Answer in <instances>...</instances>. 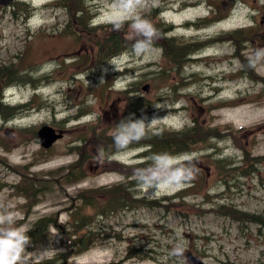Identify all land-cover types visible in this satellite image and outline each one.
<instances>
[{
  "label": "rangeland",
  "instance_id": "rangeland-1",
  "mask_svg": "<svg viewBox=\"0 0 264 264\" xmlns=\"http://www.w3.org/2000/svg\"><path fill=\"white\" fill-rule=\"evenodd\" d=\"M28 1L35 6V10L27 22L12 16L8 7L6 11H0V64L14 62L19 73L25 77V82L4 89L1 99L7 98L8 102L14 104L33 101L36 107L14 122L4 123L0 118V157L11 165L0 163V213L14 212L17 227L26 226L28 229L34 219L61 210L67 204L65 199L60 198L59 191H53L47 194L51 198L29 211L21 208L23 200L17 193L12 195L8 188L2 186L16 183L19 179L18 173L11 167L26 164L35 157L42 162L31 166V170L48 171L66 165L75 159V155L66 153L76 137L73 132L75 126L101 119L106 120L104 126L110 130L116 120L130 117L123 114L129 95L120 96L110 92L111 86L124 89L135 82V87L140 88L135 91L136 96H144L150 101L147 110L135 118H146L150 122L153 118L166 117L152 129H181L190 126L193 121L207 127L206 130L211 127L220 132L226 131L228 124L235 128L248 127L246 132L235 134L233 141L240 146V137L248 141L254 137V143L249 145L250 152L256 156L264 155V104L249 102L248 98L249 94L258 92L260 85L238 76L240 62L234 56L235 44L232 41H214L203 47L194 56L195 60L184 67L182 74L187 77L184 80L178 81L175 71L169 70L162 50L157 47L154 48L159 51L147 56L128 51L116 57L118 71H128L115 76L113 74L117 71L109 63H96L95 31L83 30L80 38L62 33L67 25V30H71L72 16L68 9L52 6L53 0ZM256 2L239 0L247 11L231 19L236 0H149L139 14L142 16L152 8L161 9L164 20L174 26L173 34L187 39L206 40L251 25L254 20L251 5ZM113 3L114 0L92 2L97 11V23H110ZM212 9L214 13L221 12V17L225 18L217 22H200L199 19L208 17ZM249 20L251 23H248ZM258 48L264 47L246 44L244 55L251 56ZM49 63L54 64L52 69L36 75L42 66ZM105 68L108 69L107 74L102 71ZM163 69L169 75L167 80L159 74ZM258 73L264 76V65L259 67ZM39 76H43L39 88L34 89V81L40 79ZM102 76L104 82L100 83ZM172 83L179 86L170 89ZM148 84L150 88L144 91L142 87ZM35 94L39 97H35ZM218 103L222 105L216 107ZM156 105L161 106L160 110L154 107ZM89 106H92L90 111ZM79 112L89 113L76 120L73 117ZM43 124L65 128L64 137L55 144L45 160L34 154L40 149V143L31 134ZM18 126L28 127L31 131H27L25 141L11 136L13 127ZM213 133L209 132V135ZM233 141L231 136L222 140L213 138L199 145L196 152L188 154L191 158L210 156L211 160L205 161L208 173L203 192L208 190L214 195V202H205L200 195L202 191H196L186 199L205 208L202 215L180 206L176 210L155 208L122 212L112 219L114 228L121 231L122 238L109 240L102 246L70 258L65 264H179L177 258L170 255L178 242L183 244L185 257L191 251L203 259L204 264H264V224L236 221L226 215L207 211L220 202L233 203L243 211L264 216V164L256 175L243 177L237 173L228 176L226 181L214 170L212 161L217 159H235L236 164L241 163L242 152L233 145ZM135 153L133 151L117 159H130L132 163L135 162ZM225 162L233 165L230 161ZM91 165L95 166V161ZM116 169V165L106 162L100 172L99 169L94 170L95 174L71 186L68 191L73 193L79 188L115 183L121 179L119 174L114 173ZM66 218L67 212L63 211L60 219ZM59 239L58 233H55L50 243L39 244L31 250L28 248L27 253L46 250L47 254L40 258L30 256L26 264H36L51 257L59 249ZM132 244L142 247L149 256L141 259L130 256L128 250ZM185 264L190 263L186 260Z\"/></svg>",
  "mask_w": 264,
  "mask_h": 264
},
{
  "label": "trees",
  "instance_id": "trees-1",
  "mask_svg": "<svg viewBox=\"0 0 264 264\" xmlns=\"http://www.w3.org/2000/svg\"><path fill=\"white\" fill-rule=\"evenodd\" d=\"M92 0H55V6L64 7L68 9L72 16L71 30H64V33H70L76 38H80L83 30L95 31L96 43L95 55L96 63L108 61L112 57L121 54L122 52L132 50L134 39L129 32L130 21H126L120 31H115L111 23L102 26H91L90 17L93 9ZM264 6V5H263ZM30 6L21 1H15L13 4L12 13L17 15H27L30 12ZM214 13V11L212 10ZM143 18L149 20L158 30L160 38L154 42L153 47H159L163 51V57L169 70L176 73L178 81L184 80L182 74L184 67L193 59L191 56L198 52L205 46L210 45L214 41L230 40L235 44V51L239 56L240 69L238 71L239 77H246L255 84H259L258 92L249 94L250 101H255L258 104H264V76L258 73V68L264 65V61L257 64L255 69L248 67V55H244L243 50L246 44H254L264 47V21L255 19V25L237 29L229 32H224L219 36L208 38L206 40L187 39L178 35H169L172 30V25L165 22L160 17V9L152 8L151 11L142 15ZM219 18L218 13L213 16L200 20L202 23H210ZM264 19V17H263ZM163 69L159 74L164 79H169L168 73ZM25 82V77L19 73V70L14 63L0 64V83L3 85H10L17 82ZM39 81L35 79L34 83ZM176 84V83H173ZM128 94V90L121 93ZM149 102L145 98H134L127 103V108H145ZM134 105V107H132ZM2 106V112L5 115L10 114L8 110L13 109L8 105ZM139 110V109H138ZM194 121L192 127H184L180 130L172 128H164L159 131L151 130L147 137L138 143H133L129 147H143L145 151L141 153L144 161L138 164L137 167L145 168L151 163V157L154 154H169L172 156L181 153L195 150L199 145L212 138L209 135V130ZM118 124V123H116ZM107 126L92 125L87 133L82 135V152L84 158L82 161L95 159L99 157L98 149L102 148L104 158L116 152L113 143L114 126L108 131ZM243 129L239 130V132ZM221 136V135H220ZM209 139V140H210ZM244 148V146L242 145ZM246 152V149H243ZM81 161V162H82ZM190 163L194 168V172L204 178L205 174L202 169ZM84 167H79L75 164L65 169H55L43 171V181L39 174L34 177L25 176L21 181L22 185L17 186V192L26 196L33 206L40 202L39 196L42 194L43 199L46 194L52 189L59 191L63 190L67 185L79 182L84 178ZM219 173L222 176H227L229 169L224 164L218 167ZM79 171V172H78ZM135 181H125L110 187L90 188L76 192L70 195V220L59 223L56 213L50 214L43 218H39L32 222L27 235L31 237V244L37 245L39 243L48 242L52 236V229L55 228L61 234V243L65 247L64 252L57 253L54 257L39 263V264H65L69 255L80 254L89 250L92 246L102 243L108 238L119 237L120 232L113 231L111 219L125 210H132L141 207L154 208L166 207V200L169 197L162 199H150L147 197L136 196L134 191ZM22 186V187H21ZM229 208V207H227ZM218 213L219 209L214 208ZM234 218H239L238 214H231ZM248 219V216H245ZM130 254L133 257H143L145 254L142 249L132 246Z\"/></svg>",
  "mask_w": 264,
  "mask_h": 264
},
{
  "label": "clouds",
  "instance_id": "clouds-1",
  "mask_svg": "<svg viewBox=\"0 0 264 264\" xmlns=\"http://www.w3.org/2000/svg\"><path fill=\"white\" fill-rule=\"evenodd\" d=\"M149 0H114L112 4L113 17L110 23L115 31H120L126 21H130L129 32L134 39L132 51L138 55L147 56L153 52L159 51L153 47L154 42L160 38V34L156 27L147 19L139 14V10L146 7ZM247 11L239 4L232 8L233 18L238 14ZM248 23H251L249 20ZM264 61V48H258L248 58V67L255 69L257 64ZM109 65L115 71L119 70V65L115 59L109 61ZM54 67V64H46L42 66L36 75L48 72ZM107 74L108 69H102ZM104 82L103 76L100 83ZM160 110L161 106H154ZM164 118H153L149 122L146 118L137 119L130 116L122 119L118 124L114 125L113 143L116 152L109 155L108 159L123 158L130 154L132 149L130 145L138 143L147 137L149 131ZM100 162H103V149H98ZM151 163L145 168L134 167L132 177L136 180L137 191L141 195L158 198L164 194H171L174 191L187 186V181L193 178V166L186 165L184 161H190L191 157L187 154L172 156L169 154H154ZM26 226H16V214L6 211L0 213V264H26V260L30 256L40 258L46 255V250L42 253H27V249L31 246V237L27 235ZM179 237V234L177 233ZM182 239V238H181ZM185 249L182 242H178L172 249L170 255L177 258L179 264H185L187 257L184 255Z\"/></svg>",
  "mask_w": 264,
  "mask_h": 264
},
{
  "label": "water",
  "instance_id": "water-1",
  "mask_svg": "<svg viewBox=\"0 0 264 264\" xmlns=\"http://www.w3.org/2000/svg\"><path fill=\"white\" fill-rule=\"evenodd\" d=\"M12 0H0V4H8L9 2H11ZM39 137L41 139V143L43 146L45 147H50L54 141H56L60 135L56 134L55 130L48 127V126H44L40 131H39ZM191 260L194 263H198L195 258L191 257Z\"/></svg>",
  "mask_w": 264,
  "mask_h": 264
},
{
  "label": "bare ground",
  "instance_id": "bare-ground-1",
  "mask_svg": "<svg viewBox=\"0 0 264 264\" xmlns=\"http://www.w3.org/2000/svg\"><path fill=\"white\" fill-rule=\"evenodd\" d=\"M172 30H170L169 31V35H173V33H174V29H173V27L171 28ZM8 112L9 113H14L15 111H11V110H8ZM134 191H131L130 193H137V186L136 185H134ZM138 198H140V196H138ZM223 212H225V213H231V214H238L239 213V211H237V209L236 208H233V207H229V208H226V209H224L223 210Z\"/></svg>",
  "mask_w": 264,
  "mask_h": 264
}]
</instances>
